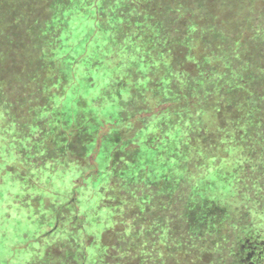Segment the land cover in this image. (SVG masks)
Segmentation results:
<instances>
[{
  "label": "trees",
  "instance_id": "1",
  "mask_svg": "<svg viewBox=\"0 0 264 264\" xmlns=\"http://www.w3.org/2000/svg\"><path fill=\"white\" fill-rule=\"evenodd\" d=\"M76 1L0 0V115L18 124L51 103L55 143L91 155L75 191L89 174L97 183L47 232L55 252L42 257L264 264V0H102V32L56 58L80 36Z\"/></svg>",
  "mask_w": 264,
  "mask_h": 264
},
{
  "label": "rangeland",
  "instance_id": "2",
  "mask_svg": "<svg viewBox=\"0 0 264 264\" xmlns=\"http://www.w3.org/2000/svg\"><path fill=\"white\" fill-rule=\"evenodd\" d=\"M89 2H92V5L88 6ZM76 3L79 7L73 6L71 9L74 11L78 9V11L68 12L67 15L72 19V25L80 36L76 38L73 49L69 47L70 41L66 37L70 50L66 51L63 46L56 52V58L77 54L80 45L86 47L89 43L93 32L91 39H96L97 33L102 32V26L106 24L103 14L111 9L102 0H77ZM117 5L118 3L115 8ZM66 6L65 3L52 5L55 10ZM68 23L66 28L69 27ZM106 27H110L108 23ZM70 70L71 75L74 72L73 67L60 71L67 74ZM47 86L45 82V90ZM98 88L95 84L89 86L88 91L94 92ZM77 104H79L78 101ZM67 105L70 106L67 103L63 104V106ZM2 109L1 115H3H0V264H52V261L46 260L48 256L41 255L48 251L55 252L51 234L47 232L54 227L58 229L59 223H63L61 220L68 217L71 211L75 215L76 210H80L82 205L86 207L87 203H81L80 207L76 208L71 201L75 195L76 198L81 197L80 193L87 187L85 183L91 187H97V183L91 181L89 178L91 174H89L82 179L84 180L82 186L75 191L76 185L80 183V170H84L83 174L88 172L91 155L86 160L85 155H77L65 149L62 143H55V135L51 131L54 123L50 118L56 111L51 103L44 101L41 104L29 105L23 115L19 113L17 116L18 124L9 119L5 107ZM157 109H159L158 106ZM82 110L84 113L88 112L85 107H82ZM148 113V111L143 112L141 116L148 117ZM41 122L45 124L43 130L40 128ZM161 126L163 128V121ZM102 143L105 146L107 142ZM106 152L105 147L101 154ZM149 152L147 145V149L141 151L139 160L142 162L152 158V152ZM102 161L103 158H101V165ZM59 208L61 212L57 215ZM88 214L89 219H95L97 215H101H96V212L91 210ZM76 222L80 223L79 219ZM94 227L100 232L104 230L103 224H95Z\"/></svg>",
  "mask_w": 264,
  "mask_h": 264
}]
</instances>
